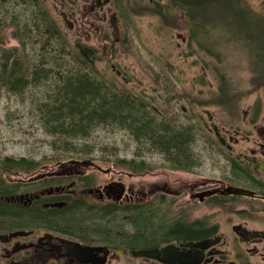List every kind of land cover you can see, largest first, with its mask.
Returning a JSON list of instances; mask_svg holds the SVG:
<instances>
[{"label":"trees","instance_id":"1","mask_svg":"<svg viewBox=\"0 0 264 264\" xmlns=\"http://www.w3.org/2000/svg\"><path fill=\"white\" fill-rule=\"evenodd\" d=\"M135 4L119 9L117 0L111 1L124 26L132 24L133 16L155 15L163 27L184 29L188 47L211 58L213 62H205L203 67L217 83L209 103L231 112L240 96L264 88V10H255L249 0H166L155 7L146 1ZM6 28L12 29L17 45L0 49V90L22 101L31 100L39 125L54 138L55 150L89 155L92 148L85 141L93 132L99 128L121 130L137 144L135 156L142 152L159 154L170 170L193 173L200 166V156L192 149L197 137L195 125L176 126L151 109L142 97L122 92L97 76L93 65L80 54L77 42H71L51 17L44 0H0V34ZM228 47L246 59L250 78L245 91L232 84L227 74ZM39 164L27 158L4 157L0 160V178L5 177L2 174H30ZM113 164L131 172L150 168L143 160L135 164L134 160L117 159ZM230 167L233 180L227 181L231 184L248 185L249 179L256 177L245 163L231 160ZM83 179L85 187L94 184L92 174ZM62 183L66 180L48 179L32 184L27 191ZM21 186L0 184V194H14ZM258 192L264 195V187ZM47 199L65 205L42 210L39 215L36 205L40 201H35L27 209L29 224L43 217V223L50 227L100 226L105 221L115 224L123 214L120 209L86 204L70 196L55 194ZM22 210L18 203L0 200V225L6 229L20 227Z\"/></svg>","mask_w":264,"mask_h":264},{"label":"flooded vegetation","instance_id":"2","mask_svg":"<svg viewBox=\"0 0 264 264\" xmlns=\"http://www.w3.org/2000/svg\"><path fill=\"white\" fill-rule=\"evenodd\" d=\"M75 1L84 5L85 15L80 13L84 21L92 12L106 14L104 9L109 8L107 12L112 14L115 26L113 40L117 42L116 25L119 27L118 41L122 39V21L110 6L112 0H55V8L68 30L79 22L78 16L82 18L72 11ZM145 1L155 7L165 4L166 0H117V6L123 9L127 4L142 5ZM96 35H104L102 29L96 28ZM83 46L92 50L94 65L97 49ZM103 50L104 54H110V50ZM111 69L122 77L121 71L114 65ZM208 120L211 118L208 117ZM202 125L209 131L206 122ZM217 132L221 137L218 128ZM224 141V145L218 142L231 155L233 150ZM228 141L236 143L237 139L229 136ZM258 147L259 155L255 150L249 151L248 156L254 161L246 160L243 153L230 159V163L231 160L241 165L245 163L254 172L256 177L249 179L248 185H235L228 181L227 185L225 181L204 185L197 180L190 183L171 181L157 175L150 176L149 180H140L142 171H127V178L134 181L128 182L119 174L116 179L94 181L93 185L85 187L82 179L91 174L79 169L81 161L77 160H70L68 164L72 167L63 168L65 171L58 173L35 177L38 173L36 169L24 174L25 178L21 181L2 177L0 184L5 187L12 183L22 186L14 194H0V200L20 204L23 212L20 227L6 229L0 225V264H264V227L256 225V219L252 218L264 214V195L258 192V188L264 187V173L257 165L259 160L263 161L259 156L264 154V145L259 144ZM54 178L66 180V183L27 191L34 183ZM227 186L248 189L255 196L244 200L221 194ZM55 194L82 199L94 206L120 209L123 214L119 215L115 224H106L105 221L100 226L50 227L43 223V217L29 224L27 209L35 205V201H40L36 205L41 211L39 215L42 210L65 205L64 202L47 199ZM204 205L210 208L203 209ZM238 205L245 207L235 208ZM16 232H21V235L10 237Z\"/></svg>","mask_w":264,"mask_h":264},{"label":"rangeland","instance_id":"3","mask_svg":"<svg viewBox=\"0 0 264 264\" xmlns=\"http://www.w3.org/2000/svg\"><path fill=\"white\" fill-rule=\"evenodd\" d=\"M44 3L71 42L97 49L93 65L97 76L113 83L122 92L142 97L151 109L169 118L176 126L195 125L197 137L192 149L200 156V166L193 173L183 172L166 168L159 154L142 152L135 156L133 152L137 144L129 134L121 130L111 132L99 128L93 132L85 141L92 148L89 155L55 150L52 145L54 138L47 135L39 125L31 100L22 101L4 89L0 90V160L9 157L39 162L35 177L65 171V168L72 167L68 164L70 160H77L81 161L78 168L85 174L90 172L96 183L104 179H116L119 174L128 177V170L120 164H113L117 159L134 160L136 163L143 160L150 168L141 172L140 180H149L150 176L157 175L171 181L190 183L197 180L204 185L225 181L227 185L228 179L233 180L229 160L231 156L238 153L250 155V150H255L259 155L258 145H264V88L243 98L240 96L236 109L231 112L209 103L208 99L215 92L217 83L214 76L209 71L205 72L203 67L205 62L213 61L198 50L188 47L184 29L163 27L155 15L133 17L132 24L124 26L121 23L122 39L114 42L115 26L112 14L107 12L109 8L104 9L106 14L92 12L84 21V16L80 14L86 11L84 5L75 1L72 11L82 18L78 16L79 22L68 30L55 8V0H44ZM249 3L255 10H264V0H249ZM96 28L102 29L104 35L97 36ZM11 30L6 28L0 34V49L17 45ZM103 48L110 50V54H104ZM225 55L226 70L232 84L240 91H245L250 78L245 57L229 47ZM111 65L121 71L124 80L115 74ZM209 116L211 120H208ZM202 122L207 123L209 131ZM214 126L218 128L221 138L231 146V155L217 141L212 131ZM229 136L237 139V142H229ZM259 157L264 161V154ZM87 161L92 162L91 167ZM2 175L9 176L7 180L10 181L25 178L21 173ZM126 180L134 181L130 178ZM244 207L238 205L235 208ZM208 208L203 206V209ZM254 219L256 225L264 227V214H258Z\"/></svg>","mask_w":264,"mask_h":264},{"label":"water","instance_id":"4","mask_svg":"<svg viewBox=\"0 0 264 264\" xmlns=\"http://www.w3.org/2000/svg\"><path fill=\"white\" fill-rule=\"evenodd\" d=\"M118 38H119V27H117V25H116V40L115 41H118ZM78 49H79L80 54L83 56V58H85L87 60V62L92 65L93 64V58H92L93 52H92V50H90L89 48H87L86 46H83V45H79ZM117 74H119V73L117 72ZM209 118H210V116H209ZM213 131H214L215 136L218 138V141L222 145H224L225 141L223 138L219 137V134L217 132V128L215 126L213 127ZM243 157L246 160L254 161V158L249 157L248 155H244ZM89 163L91 164V162H89ZM257 165H258V169L264 173V162L259 160L257 162ZM221 194L233 195V196L245 197V198H252L255 196L252 191H250L248 189H244V188L235 187V186L225 187L223 189V191L221 192ZM17 235H21V232L12 233L10 235V237H15Z\"/></svg>","mask_w":264,"mask_h":264}]
</instances>
